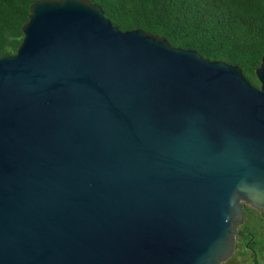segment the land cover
Instances as JSON below:
<instances>
[{
  "label": "water",
  "instance_id": "1",
  "mask_svg": "<svg viewBox=\"0 0 264 264\" xmlns=\"http://www.w3.org/2000/svg\"><path fill=\"white\" fill-rule=\"evenodd\" d=\"M0 55V264H222L264 211L251 84L90 0H35Z\"/></svg>",
  "mask_w": 264,
  "mask_h": 264
},
{
  "label": "trees",
  "instance_id": "2",
  "mask_svg": "<svg viewBox=\"0 0 264 264\" xmlns=\"http://www.w3.org/2000/svg\"><path fill=\"white\" fill-rule=\"evenodd\" d=\"M35 0H0V55L15 53ZM120 30L143 29L170 45L209 60L238 65L259 86L255 69L264 53V0H90ZM235 252L252 258L264 250V216L243 205Z\"/></svg>",
  "mask_w": 264,
  "mask_h": 264
},
{
  "label": "crops",
  "instance_id": "3",
  "mask_svg": "<svg viewBox=\"0 0 264 264\" xmlns=\"http://www.w3.org/2000/svg\"><path fill=\"white\" fill-rule=\"evenodd\" d=\"M229 257L222 264H264V250L261 254L255 255L253 258L249 254H240L239 257L231 258Z\"/></svg>",
  "mask_w": 264,
  "mask_h": 264
},
{
  "label": "rangeland",
  "instance_id": "4",
  "mask_svg": "<svg viewBox=\"0 0 264 264\" xmlns=\"http://www.w3.org/2000/svg\"><path fill=\"white\" fill-rule=\"evenodd\" d=\"M239 256H240V253H239V252L236 253L235 250H234V252L231 254L230 257H231V258H236V257H239ZM231 258H230V259H231Z\"/></svg>",
  "mask_w": 264,
  "mask_h": 264
},
{
  "label": "flooded vegetation",
  "instance_id": "5",
  "mask_svg": "<svg viewBox=\"0 0 264 264\" xmlns=\"http://www.w3.org/2000/svg\"><path fill=\"white\" fill-rule=\"evenodd\" d=\"M243 205H247V204H245V203H243ZM242 205V206H243ZM248 206V205H247ZM248 207H250V206H248ZM252 208V207H251ZM257 211H258V213L259 214H261V215H263L264 216V211L263 210H258V209H256ZM235 241H236V237H235ZM236 246V245H235Z\"/></svg>",
  "mask_w": 264,
  "mask_h": 264
}]
</instances>
